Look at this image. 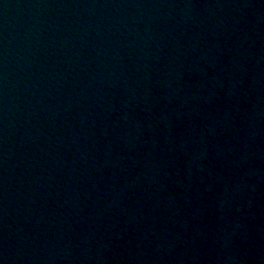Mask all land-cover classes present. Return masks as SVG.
<instances>
[{
	"label": "water",
	"instance_id": "1",
	"mask_svg": "<svg viewBox=\"0 0 264 264\" xmlns=\"http://www.w3.org/2000/svg\"><path fill=\"white\" fill-rule=\"evenodd\" d=\"M0 264H264V0H0Z\"/></svg>",
	"mask_w": 264,
	"mask_h": 264
}]
</instances>
